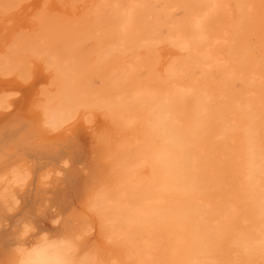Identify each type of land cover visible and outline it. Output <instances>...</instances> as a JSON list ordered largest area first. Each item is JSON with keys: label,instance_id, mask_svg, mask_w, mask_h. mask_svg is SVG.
<instances>
[{"label": "bare ground", "instance_id": "1", "mask_svg": "<svg viewBox=\"0 0 264 264\" xmlns=\"http://www.w3.org/2000/svg\"><path fill=\"white\" fill-rule=\"evenodd\" d=\"M21 1L15 0L13 6L21 5ZM209 1L208 6L211 5ZM46 6L44 8H48ZM130 9L122 11L127 14L124 27H130V18L134 20ZM214 9V12L219 10L216 6ZM58 10L55 9L56 12ZM55 11L38 16L44 32L63 19L64 15ZM192 16L194 35L184 33L179 22L169 21L172 31L154 58V67L141 66L137 63L139 57L127 52L120 60L114 59L116 63L111 62L114 65L109 71L107 69V74H103L106 75L103 82V77L100 79L101 87L106 88L103 92L99 87L89 92L80 86L78 71L73 68L70 56L60 55L61 52L55 48L46 50L36 45L35 42L42 40L45 34L33 37L32 33L23 32L9 39L8 44L0 41V264H19L21 253L27 254L28 264H165L155 256L151 237L139 244L130 233L121 230L120 223L143 222L149 215L158 213L162 217L160 212L167 214L166 211L174 218L170 226V247L166 249L168 254L170 251L167 264H245L246 259L242 255L236 258L233 254L248 249L262 251L258 253L259 260L255 264H264V221L256 218L261 223L257 227L239 213L237 221L233 222L225 205H231L232 199H246L250 208H253V201L264 206V179L260 183V177H257L264 171V120L250 119L240 126L238 135L244 151L243 154L240 152L243 160L242 163L239 161V173L226 171L223 174L212 167V162L219 159L221 143L216 138L218 133L215 134L212 126L203 120L211 107L214 88L210 83L201 84V78L206 77L201 71L196 78L200 79V84H192L189 78L186 79L188 82L183 81L187 59L182 55L185 52L195 55L199 45L195 46L194 39H203L208 32H205L202 17L199 14ZM129 32L133 34L134 30ZM219 41L222 39L213 38L215 44ZM124 45L123 48L126 47ZM22 46L27 51L23 57L18 53ZM238 49L240 54L246 50L243 45ZM208 50L203 52V56L217 61L219 57L212 56V50L211 53ZM262 60L260 64L264 66ZM230 62L232 66L226 69V73L236 74L234 61ZM218 63L213 64L218 66ZM77 68L80 69L79 66ZM134 72L137 76L132 75ZM55 75L62 77V82L58 83ZM152 75L154 81L150 80ZM186 95H192V102L184 107ZM128 99L144 107H141V115L129 107ZM238 103L242 104V99ZM184 108L188 110L184 112ZM252 115L258 113L253 114L248 109L247 117ZM113 117L117 118L115 120L120 117L128 129L127 136L119 144L117 142L112 154L116 164L124 170L117 183L104 173L106 163L95 135ZM227 123L223 122L226 126ZM232 134L234 136V132ZM204 149L207 152L203 155ZM208 191L216 195L217 201L213 204L220 207V218L210 213L214 205L207 197ZM260 216H264V211ZM227 217L230 223L225 220ZM218 250L222 255L219 262L215 259Z\"/></svg>", "mask_w": 264, "mask_h": 264}, {"label": "rangeland", "instance_id": "2", "mask_svg": "<svg viewBox=\"0 0 264 264\" xmlns=\"http://www.w3.org/2000/svg\"><path fill=\"white\" fill-rule=\"evenodd\" d=\"M28 1H30V2H28ZM49 1L50 0H37V1L36 0H22L21 5L18 4L19 6L18 5L13 6L17 1L15 2V0H6L4 2L3 0H0V6H1L0 7V41H2V43L7 42V44H8V42L10 41L9 39H12L14 36L17 37V36H19V34L21 35V33L24 34L23 32L32 33L33 37L34 36H43L45 34V37L40 41L37 40L35 42V44L38 46H41L42 48H44L46 50L50 49V48L58 49V52L59 53L61 52L60 55H66L65 57L70 56L71 62H73V64H72L73 68L76 67V69L78 71L77 80L81 81L80 86L84 89H87L89 92H93V90H96L99 88H101L100 91L103 92V89H106L104 87H101V85L103 84L102 82L106 76V75L103 76V74H107L108 73L107 69L109 71L111 65H114L116 63V62L115 63L113 62L114 59H116V61H118L122 57H124V55H126V54H132L133 56H138L139 59H138L137 63H139L141 66H143L145 68H148L149 66L154 67V61L153 60H154V58H156V55L159 52V49L162 46H164V44L166 43L167 34H169L172 31L171 27H169V26H171L170 22H179L180 28L184 33H186V34L188 33V35H194L195 30H194V27L192 26L193 25V23H192V21H193L192 17L193 16L192 15H198L199 14V17H202V20H203L202 22L204 24L203 27L205 29V32L207 30H208V32H206V37H204L203 39H194V42L196 43V44L194 43L195 46L199 45L201 50H199L200 48L196 46V50L197 49L198 50L196 51L195 55H192V53H190V52H185L182 55V57L187 59V63L183 67V69L186 73V76L183 78V81L188 82L186 79L189 78V81L192 84L198 85V84H200L201 81H198L200 79L196 80V78L200 74V71H201V74L202 73L206 74L205 78H201L203 81V82H201V84H204V83L209 84L210 83L214 88V97H217V98L215 99L213 97V99L210 101L211 107L209 109V112L207 114H205L203 122L212 126V128L214 130L213 132L215 134L218 133L216 135V138L222 144V145L220 144L219 149H218L219 150V159L216 162H212L213 163L212 167L218 169L223 174L226 171H231L232 173H239V170L241 168L239 166L242 163V160H243L242 154L244 151L243 147H241V145H240V136L238 135V134H240V126L242 124L246 123L247 121H249L250 119H252L253 121L258 120V122H260L261 120H264V116H263V114H264V101H262V100H264V94H263L264 93V83H261L262 81L264 82V78H263L264 77L263 76L264 75L263 74L264 73V66L262 64H260L263 62L262 59H264V0H244V1H242V0H211V5L213 6V8L210 4H209V6L207 5V3H210L209 0H162V1L161 0L160 1L155 0L156 2L154 0H93V2H91V1L87 2V0H62V3H61V0H57V2L52 0V2L54 1L53 2L54 4L51 3V1L50 2ZM201 2L202 3L204 2V3L202 4ZM216 2H217V5H216ZM219 2H221L222 5ZM50 3H51V5H50ZM55 3L56 4L58 3L57 4L58 6ZM133 3L135 4L134 7H132ZM8 5L11 7L8 8L7 7ZM24 5H25V7H24ZM45 5H47L46 7H48V8L50 7L49 9H51V10H49L48 8H44ZM195 5H196V7H195ZM53 6L54 7L57 6V7L54 8ZM215 6L217 9H219V10H217L218 12L217 11L214 12ZM20 7H21V9H20ZM202 7H205V8H202ZM219 7H221V8H219ZM41 8H44V9L41 10ZM60 8H61V11H60ZM129 8H131L130 12L133 13V14L131 13L132 14L131 17H133L134 20H132V18H130L131 19V21L129 20L130 21L129 22L130 27L126 26L127 27L126 28L123 25L127 19V14H125V12H122V11L124 9L128 10ZM162 8L164 11L162 10ZM55 9H56V11L59 9L58 12H56ZM119 9H121V10H119ZM23 11H24V13H23ZM54 11L58 14H60V12H61L62 16L64 15L63 19H60L59 21H57L52 27H50L47 30V32L45 31L46 32L45 33L44 30H42V27L39 25V19H38L39 17L38 16L42 15L43 13H46V12L54 13ZM191 11H192V13H191ZM121 13L123 16L120 15ZM200 13H202V14H200ZM89 14L92 16H89ZM239 14L241 16H238ZM206 16H208L209 18ZM210 16H212V18ZM123 18H125V19L123 20ZM136 19H137V21H136ZM152 20H154V22H152ZM63 21H64V23L67 22V24H64ZM116 21L118 23L120 22L119 26H118V23ZM223 21L225 23H223ZM144 22L145 23L147 22L148 26H147V23L145 24ZM216 23L218 26L216 25ZM189 24H190V26H192V29L190 28ZM208 24H210V25H208ZM23 26H25V27H23ZM131 26H132V28H131ZM139 26H141V27H139ZM153 26L155 28H153ZM133 27H136V28H133ZM227 27H229V28L227 29ZM64 28H66V29H64ZM159 28L161 30H159ZM26 30H27V32H26ZM98 30H100V31H98ZM133 30H134V32H137V33L135 34L134 32H132ZM129 31H131L135 35L131 34ZM138 31H139V33H138ZM124 32H125V34H124ZM56 33L57 34L59 33L58 34L59 36ZM95 33L97 36H95ZM70 34H71V36H70ZM74 34L78 35V36L74 37L73 36ZM121 34H123L124 36ZM137 34L140 36H138ZM154 34H156V35H154ZM149 35H152V36H149ZM226 35H228V36H226ZM64 36L67 38H65ZM72 36H73V38H72ZM122 36H123V38H122ZM135 36H136V39H135ZM55 37H58V38H55ZM125 37L128 40H126ZM214 37L221 38L222 41L221 42L219 41V43L215 44L213 42ZM70 39H72V40H70ZM67 40H68V43H67ZM130 40H132V41H130ZM205 40H207V41H205ZM44 41L45 42L47 41V42L45 43ZM117 41L119 43V46H118ZM115 42L117 44H115ZM73 43H75V44H73ZM146 43H147V45H146ZM199 43H201V45ZM124 44L126 45L125 48H123ZM144 44H145V46H144ZM66 45L67 46L69 45V46L66 47ZM73 45H75V46H73ZM242 45H243V47H245L246 50H245V52L240 54L238 48L242 47ZM43 46H45V47H43ZM208 46H210V47H208ZM226 47H227V50H226ZM67 48H69V49H67ZM137 48H139V49L137 50ZM140 48L142 50H140ZM212 48L214 49V51ZM5 49H8V47H5ZM76 49L78 50V52H76ZM208 49L210 50V53L212 50V53H211L212 56H216L217 58L219 57L217 61H215V60L213 61V59L210 56L209 57L203 56V52L207 51ZM237 49H238V52H237ZM138 51L140 53H137ZM26 52L27 51H26V49H24L23 46L19 48L18 53L20 56H22V57L25 56ZM120 52L124 53L123 56L121 55ZM117 57H118V59H117ZM221 57H223V58H221ZM75 59H78V61L76 60V62H75ZM208 59L209 60L211 59V61H213V62H210V61L208 62ZM79 61H82L80 65H79ZM230 61H234V65H233V66H235L234 72L238 76H235L236 74H234V73L227 75L226 71L229 70L232 66V62H230ZM111 62H113L114 64ZM218 62L220 63L221 66L224 64L225 67L224 66L221 67ZM213 63L215 65H217L216 63H218V66H215ZM108 65H110V66H108ZM257 65H259V66H257ZM77 66H79V68H80L79 70H78ZM250 66H253V67H250ZM208 69H210V70H208ZM235 69H236V71H235ZM223 71H225V72L223 73ZM243 71L247 72V74L243 73ZM208 72H209V75H208ZM132 75L137 76L136 73L132 74ZM243 75H245V76H243ZM253 76L256 78H254ZM102 77H103V79H102ZM54 78L58 83L62 82L61 81L62 77L55 75ZM100 79H102L101 80L102 82L100 81ZM150 80L151 81L155 80L153 75L150 76ZM214 81L216 82V84ZM254 86H255V88H254ZM242 89H244L245 91ZM257 89H259V90H257ZM90 90H92V91H90ZM228 91H229V93H228ZM216 92H218V95ZM243 92H244V94H243ZM225 93H226V95H225ZM222 94H224V95H222ZM219 95H222V96L219 97ZM247 95H249L248 96L249 98L247 97ZM251 95H253L252 96L253 98L251 97ZM190 96L189 95L185 96L184 107H187V106H189V104H191L192 95H190ZM254 96H256V97H254ZM229 97H231V98H229ZM241 99H242V104L238 103V102H240ZM213 100H215L216 102L213 103ZM126 101H127L126 103L129 105V107L131 106L130 108L132 110L136 111L140 115L142 114V112H143L142 108L144 109V107H142L137 101H134L132 99H128ZM186 101H188V102H186ZM219 101H220V103H219ZM243 102H244V104H243ZM258 102H259V104H258ZM245 104H247V106H243ZM252 104H255V105H252ZM260 104H261V106H260ZM132 105H134V106H132ZM235 105L238 107V109ZM252 106H254V107H252ZM256 108H257V111H255ZM258 108H259V110H258ZM217 109H219V110H217ZM248 109L250 110V112H253V114L255 112H257L258 115H256V116L252 115V117H250V118L247 117ZM184 110H185L184 112H186L188 109L184 108ZM221 110H223V112ZM224 111L227 113H224ZM238 116H240L239 119H237ZM235 117H236V119H235ZM112 119L114 121L113 120L110 121L111 118L109 120L110 122H113L109 125V126L113 125L112 127H114V128L112 129V127H111L112 130L108 126V124L110 123L109 122L108 124L105 125V127H103L101 130L98 131L100 133H96L95 135H96V140L102 149L103 161H104V163H106V167H104V171L106 170V172H104V173L106 176H108V178L110 177L112 179L113 183H117V181L122 177L124 170L122 168H120L118 166V164H116V161H114L112 154H113V150L124 139V136H127L126 131L128 129L123 126V124L120 120V117L118 118L119 120H115L117 118L114 119V117ZM225 121H228L227 126L224 125ZM223 122H224V124H223ZM106 126H107V128H106ZM238 129H239V131H238ZM104 130L106 133L108 131L110 133L108 132L109 134L108 133L106 134L104 132ZM233 132H234L235 137L232 134ZM97 135H98V138H97ZM109 137H110V140H109ZM231 139H234V140L236 139V141L233 140L230 143L229 141ZM117 142H118V144H117ZM234 143L235 144L238 143V144L234 145ZM223 146L225 147V149ZM239 150H241V151H239ZM206 152H207L206 149H204L202 154L204 155ZM240 152H242V154ZM240 154H241V156H240ZM228 158H231V159H228ZM239 161H241V163ZM202 162L203 161H201V164H203ZM224 162H225V164H224ZM237 163H238V165H237ZM263 172L257 176V177H260V183L264 179V175L260 176L261 174H264ZM207 193H208L207 197L209 199H212V205H214V207L213 206L211 207L210 213L214 214L216 218H218V217L220 218V215H219L220 207H217L216 204H213V203H216V201H217L216 195H214L212 192H209V191ZM225 202H226V200H225ZM225 202H223V203H225ZM230 202H231V205L226 204V203H225V205L228 208L229 213H231V215H232V216H230V219L233 222H236L237 216H239V213H242L244 216H246V218H248L249 222H251L252 224L253 223L257 224L256 226L260 227L261 223L259 222L260 220H258V219L260 218L261 222L264 221V216H260V212L264 211V206H261L260 203L258 204V202L253 201V204H254L253 208L252 207L250 208L246 204V202H247L246 199H237V200L232 199ZM227 205H229L230 208ZM257 205L260 206V209ZM231 206H232V208H231ZM254 208H257V209L254 210ZM253 210H254V212H253ZM166 212H168V213L166 214L164 212H160V214H162L164 217L167 216L168 218H164L163 216L161 217V215H159L158 213H155V214L149 215L146 218V221L144 220L143 222L137 221V222L132 223L130 225H128L125 221H121V223H120L121 230L124 232L130 233L131 236L136 241H138L139 244L144 239L151 237L153 239L152 246L154 248L153 251L155 253V256L157 258H159L161 261L165 262V264H167V262L169 260L170 251L168 254V250H169L170 243H171V242L169 243V241H171V227L173 225L172 221L174 219L173 216L171 214H169V211H166ZM165 214H166V216H165ZM153 215H154V217H153ZM256 218H258L257 219L258 221L255 220ZM225 220L228 223H230V220H228V217ZM153 221H154V223H153ZM165 222H166V224H165ZM258 222H259V224H258ZM125 224H127V225L125 226ZM123 225L125 227V230H124ZM135 225H136V228H135ZM127 227H128V229H127ZM145 228H147V229H145ZM126 229H127V231H126ZM133 229H134V231H137V230L138 231L140 230V231L134 232ZM136 233L137 234L140 233L141 237L139 235H138L139 236L138 237ZM167 248H168V250L166 251ZM256 252H257V254H256ZM259 252L261 253L262 251H260L258 249L251 250V251L249 249L248 250H240V251L235 252L233 254V256L236 258H238V257L240 258V256L242 255V257H244V259H246L245 264H247V263L248 264H255L256 261L258 262V260H259V258H258ZM228 254H231V252L229 251ZM166 256H168V257H166ZM167 258H168V260H167ZM221 258H222L221 252L219 250L216 251L215 252V259L218 260V262H219ZM166 260H167V262H166Z\"/></svg>", "mask_w": 264, "mask_h": 264}, {"label": "clouds", "instance_id": "3", "mask_svg": "<svg viewBox=\"0 0 264 264\" xmlns=\"http://www.w3.org/2000/svg\"><path fill=\"white\" fill-rule=\"evenodd\" d=\"M19 264H28L26 253H21Z\"/></svg>", "mask_w": 264, "mask_h": 264}]
</instances>
